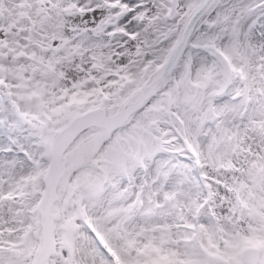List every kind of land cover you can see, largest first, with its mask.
Returning <instances> with one entry per match:
<instances>
[{"label":"snow or ice","instance_id":"obj_1","mask_svg":"<svg viewBox=\"0 0 264 264\" xmlns=\"http://www.w3.org/2000/svg\"><path fill=\"white\" fill-rule=\"evenodd\" d=\"M0 264H264V0H0Z\"/></svg>","mask_w":264,"mask_h":264}]
</instances>
